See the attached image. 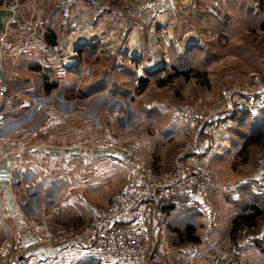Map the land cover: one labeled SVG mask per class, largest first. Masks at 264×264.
<instances>
[{
	"label": "rangeland",
	"instance_id": "rangeland-1",
	"mask_svg": "<svg viewBox=\"0 0 264 264\" xmlns=\"http://www.w3.org/2000/svg\"><path fill=\"white\" fill-rule=\"evenodd\" d=\"M35 1L47 8L46 14L60 11L56 0H0V11L12 10L14 15L24 18V27L12 22L7 27L11 35L7 32L2 38H14L19 30L37 36L29 25ZM211 1L219 5L211 6L210 0H178L170 4L169 19L165 23L154 26L146 21L138 23L139 30L133 38L139 44L141 57L134 64L137 72L134 77L141 78L137 86L124 83L123 88L116 90L94 87L90 90L104 78L102 70L112 67L107 62L119 56L121 49L128 45L127 38H111L107 50L100 45L102 39L95 48L80 49L77 67L83 65L84 68L71 78L76 85L67 82L65 75L54 71L45 73V82L53 88L49 92L34 91L33 96H28V107L18 106L16 102L19 98L25 100V94L13 92V104L9 106L0 92V179L14 183L22 177L28 163L34 168L38 166L41 179H78L85 172L88 182L85 186L20 187L22 195L19 194L18 201L38 208L34 213H39L40 209L49 224L52 221L64 226L87 223L92 213L109 206L115 194L135 187L137 168L148 167L145 157L135 151L134 144L138 140L137 133L155 130V124L149 123L154 116L159 120L182 117L189 123L191 135L179 153L185 150L190 153L199 144L210 147L226 144V139L235 135L230 127L240 128V121L246 117L243 131L249 134L244 140L248 143L247 149L235 156L231 166L224 163L219 170L212 169L214 187L228 184L231 188L227 200L230 210L227 218H223L225 214L220 219L217 215V224L221 227L214 242L205 243L212 236L206 235V219L198 226L202 232L200 244H183L178 237L164 235L169 215L166 213L163 218L162 214L170 205L147 208L144 222L152 244L150 264H264V183L258 169L264 160V122L257 133L248 131L252 119L264 108V4L259 9L236 11L228 1L226 6L220 5L218 0ZM153 27L158 31V47L167 61L166 66L155 70L147 67L154 61ZM68 35L66 31L63 38ZM191 35L194 36L191 43L195 45L184 49L185 39ZM90 51H95L94 56L84 59ZM54 52L63 65L62 60L68 55L60 58L55 49ZM144 68L154 72L147 74ZM177 73L188 74L189 78L176 76ZM143 82H146L144 88ZM242 94L252 108L239 119L236 110ZM228 113L230 117L225 121L230 123L221 128L223 134L220 128L218 131V127H213L201 137L202 125L204 128L208 123L215 125L217 117ZM131 134H136L135 138ZM141 139L144 140L143 136ZM74 153L76 156H71ZM151 157L163 160L165 170L158 173L173 171H167L169 155ZM135 164L140 167L135 168ZM26 176L34 177L30 171ZM256 181L263 189L256 186L258 194L253 193L249 183ZM235 191L240 192L239 196H235ZM74 206L76 211H73ZM254 208L261 212L256 222L236 230L233 235L236 218L253 213ZM79 233L68 235V239ZM41 244L48 246L50 242L43 237ZM6 253L0 246V258ZM5 258L9 261V257Z\"/></svg>",
	"mask_w": 264,
	"mask_h": 264
},
{
	"label": "crops",
	"instance_id": "crops-1",
	"mask_svg": "<svg viewBox=\"0 0 264 264\" xmlns=\"http://www.w3.org/2000/svg\"><path fill=\"white\" fill-rule=\"evenodd\" d=\"M37 1L40 2V0ZM147 1L149 0H115V2L108 5L106 14L111 16L112 19H109L107 22V30L110 31L117 28L118 22L113 18L117 12L126 8H136ZM44 2H47V0H44ZM228 3L231 8L236 11L240 9L253 10V3L251 0H238V3L228 0ZM262 3L264 4V2H261V4ZM210 4L213 7L219 5L211 0ZM84 7L91 11L96 19L101 18L104 15L103 11L99 9V6H96L94 3H85ZM46 9L47 8L45 7V10ZM46 19L49 32L44 39L29 35L24 30L23 32L22 30H19V32L16 31V37L14 38H12V36L11 38H2L7 36V27L8 25H11L12 22L16 21L19 27H24V18L23 16L19 17L18 15H14L12 10L0 11V92L5 95L6 98L4 99V103L9 106H12L13 104V97H11L13 92H15L16 95L18 92L23 95L25 94V100L19 98L16 101L18 106L22 107L29 106L27 99L28 96H33L34 91L36 93L45 90L49 92L47 86H50L51 89L53 87L51 84L45 82V73L49 74L54 71L57 75H65L67 82L73 83L74 85L75 83L71 78L74 75H77V73H80L84 68L83 65L75 68H64V66L60 64L59 59L54 52V47L56 45H52L49 38V35L54 33V35H56L57 44L59 13H47ZM10 32H8V36L11 35ZM80 52L81 51L79 50V53ZM94 54L95 51H90L84 59L90 58L94 56ZM117 59L118 56H113L110 62H107L109 65L111 64L112 67L108 69L104 68L102 70V76L104 78L101 77L100 81L96 83L97 86H91L90 90L93 89V87L96 90H116L123 88L122 85H124V83H133L135 86L138 85L137 82L141 80V78L139 76L134 77L137 73L134 69L135 66L127 64L122 70H120L117 67ZM79 83L81 82H78L77 84ZM77 87L79 88V86ZM256 116L252 119L248 130L249 132L257 133L258 129L261 127V123L264 122V108H261L258 116ZM229 117L230 114L228 113L217 117L214 121L215 125L208 123L206 128L202 125V130H199V134L203 137L204 134L207 133L209 129H213V127H218V131H220L221 128H224L223 125H225V123H230L225 121ZM245 118L246 117L240 121V128L236 129L229 126L231 132L235 135L234 138L232 136V138L226 139L225 143H228V145L222 143L215 146L211 145L212 147H210L208 144H199V146L192 149V152L190 153L186 150L183 151V153H179L181 148L187 143L189 135H191L189 131V123L185 119H182V117L178 119L164 118L165 120H159L158 116L157 118L154 116V120H149V123L155 124L153 126L155 130H152L150 133L143 131L137 133L139 135L137 136V142L134 144V147L136 148L135 151L137 150L138 155L145 157L148 167H152L156 171H164V163L162 162V158H152L151 156H153V154L161 156L164 153L165 155L167 154V156H170V165H167V171H172L177 161L183 162L187 170H191L192 168H202L214 171L212 170L213 167L214 169L219 170L220 164H223L222 166H224L225 163L226 165L231 166L235 156L242 152L245 145L244 140L246 137H249V134L243 131ZM221 133L223 134L222 129ZM131 136H134L135 138L136 134H131ZM142 136L145 141H142ZM212 138H215V136ZM71 156H76V154L74 153ZM82 156L85 161L86 154L83 153ZM59 160L60 159L57 158L58 163ZM8 165L9 164H7V166ZM7 166H5V168ZM135 166L140 167V165L137 164H135L134 167ZM145 167L146 166H141L137 169H144ZM85 169L84 166L83 170ZM38 170L39 168L37 165L34 168L31 164L28 165L27 163L25 169H23V174H21L22 177L14 183L0 179V236H2L0 238V246L7 252L2 258H0V264H12V253L14 250L17 251L20 241H24L28 250L18 260L17 264H59L60 262L55 261L59 255L62 256V263L60 264H105L97 259L72 251L74 249L70 245V239H68V235H74L85 230L90 224V217L88 218L87 223H71L70 226H64L62 225L63 223L56 221H52L49 224L47 220L45 221V217L41 214L40 209L38 211L39 213H34V210L37 211L38 208L32 207L28 204H22L21 201L17 200L19 194L22 195V190L18 189L20 187L85 186V184L88 183L86 182L85 172L82 176L83 178L80 177L78 179L65 180L63 178L55 177L41 179ZM134 170L136 171V169ZM29 171L34 176L33 178L25 177ZM136 177L138 181L137 173ZM219 181L220 180H217L218 183H220ZM249 183L252 184L254 190L253 193L255 194H258V191L255 189L256 186H259L260 190L262 189L257 181L255 183ZM229 190H231V188L228 184H218L217 187H212L206 191L195 192L187 199L183 200L180 205L168 206L169 209L167 210V214L169 215V222L164 229V235L169 238L178 237L179 241L183 244L189 243L197 245L188 241H182L180 236V233H183L184 230L190 226L194 227V234L199 238L200 241L198 244H200L202 239L199 235H201L202 232L198 229V226L200 224L202 225L203 221H205L204 219H206V221H208L206 235L212 236L211 238L206 239L205 243L211 244L214 242L215 236L220 233L218 227H221L217 224V217L220 216L219 219L222 218V216H224V214L226 215V213L228 214V210H230L231 205H228L227 202ZM235 192V196H239L242 189L240 192ZM76 210L74 206L73 211ZM223 218H227V215ZM43 237L49 240L50 245H40V239ZM5 256L9 257V261Z\"/></svg>",
	"mask_w": 264,
	"mask_h": 264
},
{
	"label": "built area",
	"instance_id": "built-area-1",
	"mask_svg": "<svg viewBox=\"0 0 264 264\" xmlns=\"http://www.w3.org/2000/svg\"><path fill=\"white\" fill-rule=\"evenodd\" d=\"M227 1L218 0L224 6ZM232 1L238 3V0ZM251 1L253 9H259L262 5L259 0ZM56 2L60 11L58 41L54 49L60 58L68 55L67 59H61L64 68L77 67L80 63L77 49L82 44L95 48L99 39H102L100 45H104L107 50L111 38H127L128 45L121 49L117 59V67L122 70L127 64L134 66L140 58L139 53L130 44L139 30L138 23L146 21L153 26L165 23L169 19L170 4L178 0H149L138 9L121 10L113 17L118 22L117 28L110 31L107 30V22L112 18L106 14V10L115 0H56ZM85 3L99 6L104 15L96 19L93 13L84 7ZM34 7L29 25L38 37L44 39L49 32L46 10L37 5L36 1ZM66 31L69 32L68 38H63ZM251 108V102L242 94L236 110L237 117L241 119ZM258 169L264 183V160L260 162ZM137 176L138 181L132 190L115 194L107 208L91 214L89 226L70 240V245L74 249L72 251L105 264H150L153 251L148 227L144 222V211L149 207L177 205L195 192L206 191L215 186L214 174L210 169L187 170L181 161L176 162L171 173H158L152 167H147L139 169ZM162 216L165 218L166 212ZM151 220H154L153 216ZM27 250L24 241H20L16 257L11 263L17 264ZM61 260L62 256L59 255L55 261Z\"/></svg>",
	"mask_w": 264,
	"mask_h": 264
},
{
	"label": "trees",
	"instance_id": "trees-1",
	"mask_svg": "<svg viewBox=\"0 0 264 264\" xmlns=\"http://www.w3.org/2000/svg\"><path fill=\"white\" fill-rule=\"evenodd\" d=\"M260 2H264V0H260ZM262 5H263V3H262ZM49 38H50V43L55 46L56 45V35H54V33H52L51 35H49ZM176 76H183L185 78H189V75L188 74H183V73H177ZM172 78L173 77L170 76L168 79L171 80ZM162 84H164V82H162ZM144 86H146V82H143L142 83V87L143 88H144ZM47 90L50 91L51 90V87L50 86H47ZM247 147H248V143L244 145V148L242 150V153L245 152V150L247 149ZM169 207L167 209H164L166 213H167V210L169 209ZM260 214H261V212L259 210H257L256 208H254L253 213L247 214V215H245V214L240 215L233 222L232 234L234 235L235 232H236V230H239V229L243 228L244 226L253 225L256 222L257 218L260 216ZM194 232H195L194 227H190V226L187 227L183 233H180V236L182 238V241H188V242H191V243H194V244H198L200 240L194 234Z\"/></svg>",
	"mask_w": 264,
	"mask_h": 264
},
{
	"label": "bare ground",
	"instance_id": "bare-ground-1",
	"mask_svg": "<svg viewBox=\"0 0 264 264\" xmlns=\"http://www.w3.org/2000/svg\"><path fill=\"white\" fill-rule=\"evenodd\" d=\"M157 32L158 31L156 30V27H154L153 33L151 35L152 52L154 54V61L152 62V64L147 65V67L150 68L151 70H155L156 68L160 69V68H162L163 65L167 64V61L164 59L163 53L161 52V50L158 47L159 42H158V36H157L158 33ZM93 38H95V37H93ZM87 39L89 40V38H87ZM134 39H133V42L130 41V44H131V47L134 50L136 49L135 51L138 53V49H139L138 45L139 44ZM193 39H194V36H192V35L185 39V42L183 44L184 49L195 45V43H191Z\"/></svg>",
	"mask_w": 264,
	"mask_h": 264
},
{
	"label": "water",
	"instance_id": "water-1",
	"mask_svg": "<svg viewBox=\"0 0 264 264\" xmlns=\"http://www.w3.org/2000/svg\"><path fill=\"white\" fill-rule=\"evenodd\" d=\"M84 46H85L84 44H82L81 46H79L78 49H77V51L80 50V49H81L82 47H84ZM160 69H161V68H160ZM153 72H154V71L146 70V73H147V74H151V73H153Z\"/></svg>",
	"mask_w": 264,
	"mask_h": 264
}]
</instances>
